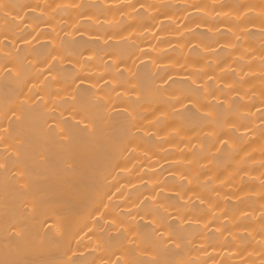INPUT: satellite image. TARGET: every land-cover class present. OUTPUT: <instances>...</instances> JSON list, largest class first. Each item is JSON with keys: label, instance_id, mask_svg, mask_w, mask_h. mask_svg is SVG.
I'll return each instance as SVG.
<instances>
[{"label": "bare ground", "instance_id": "bare-ground-1", "mask_svg": "<svg viewBox=\"0 0 264 264\" xmlns=\"http://www.w3.org/2000/svg\"><path fill=\"white\" fill-rule=\"evenodd\" d=\"M0 264H264V0H0Z\"/></svg>", "mask_w": 264, "mask_h": 264}]
</instances>
